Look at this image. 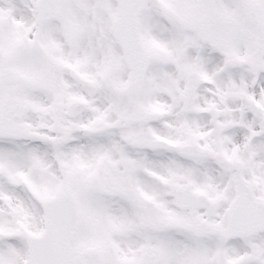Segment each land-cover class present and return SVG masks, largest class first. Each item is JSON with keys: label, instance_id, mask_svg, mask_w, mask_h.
Here are the masks:
<instances>
[{"label": "snow or ice", "instance_id": "1", "mask_svg": "<svg viewBox=\"0 0 264 264\" xmlns=\"http://www.w3.org/2000/svg\"><path fill=\"white\" fill-rule=\"evenodd\" d=\"M0 264H264V0H0Z\"/></svg>", "mask_w": 264, "mask_h": 264}]
</instances>
